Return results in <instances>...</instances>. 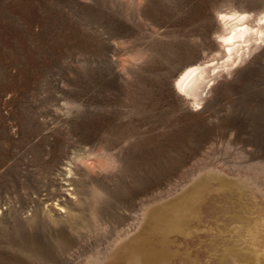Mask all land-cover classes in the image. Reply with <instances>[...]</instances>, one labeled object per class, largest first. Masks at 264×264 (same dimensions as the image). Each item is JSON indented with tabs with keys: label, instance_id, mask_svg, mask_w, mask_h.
I'll use <instances>...</instances> for the list:
<instances>
[{
	"label": "rangeland",
	"instance_id": "374dc122",
	"mask_svg": "<svg viewBox=\"0 0 264 264\" xmlns=\"http://www.w3.org/2000/svg\"><path fill=\"white\" fill-rule=\"evenodd\" d=\"M231 11L264 0H0V264H264V44L174 86Z\"/></svg>",
	"mask_w": 264,
	"mask_h": 264
},
{
	"label": "bare ground",
	"instance_id": "6f19581e",
	"mask_svg": "<svg viewBox=\"0 0 264 264\" xmlns=\"http://www.w3.org/2000/svg\"><path fill=\"white\" fill-rule=\"evenodd\" d=\"M218 16L217 42L223 59L189 64L175 80L177 92L189 99L192 106L205 99L206 93L212 87V80L233 72L239 63H244L255 49L264 44V12L254 14L231 11L219 13Z\"/></svg>",
	"mask_w": 264,
	"mask_h": 264
}]
</instances>
